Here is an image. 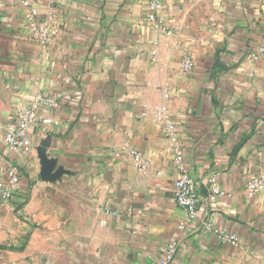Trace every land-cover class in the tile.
Masks as SVG:
<instances>
[{
	"label": "crops",
	"instance_id": "0c3cea01",
	"mask_svg": "<svg viewBox=\"0 0 264 264\" xmlns=\"http://www.w3.org/2000/svg\"><path fill=\"white\" fill-rule=\"evenodd\" d=\"M23 1L0 0V181L10 167L22 179L0 198V264H264V193L245 192L264 172V57L251 58L264 0H162L170 37L148 22L151 0H28L33 20ZM40 93L59 106L39 115L31 153L12 152L4 126ZM157 107L178 145L153 121ZM177 157L200 195L186 230Z\"/></svg>",
	"mask_w": 264,
	"mask_h": 264
},
{
	"label": "built area",
	"instance_id": "2783aa9c",
	"mask_svg": "<svg viewBox=\"0 0 264 264\" xmlns=\"http://www.w3.org/2000/svg\"><path fill=\"white\" fill-rule=\"evenodd\" d=\"M23 6L31 8V20L37 16V10L34 9L30 1H23ZM148 22L153 26L155 31L163 33L166 37L171 36V29L167 24L164 14V5L162 0H151L147 8ZM43 40L47 38V30H40ZM264 57V37L258 48L251 53L253 61H259ZM182 69L189 73L194 69V63L188 59L182 62ZM59 106L54 97L40 93L32 100L31 105L20 110L17 115L4 126L3 141L8 149L15 153L28 154L33 151L31 142V132L35 127L39 115L44 111L57 109ZM153 121L163 126L166 137L175 145L179 142V128L162 107H157ZM132 156L136 163L137 169L143 175H147L149 163L139 152H133ZM176 166L179 177L174 184L173 193L177 205L187 212V221L180 224L181 230L188 229L198 215L200 203L199 187L191 175L187 172L186 167L180 157L176 158ZM21 174L17 167H10L5 173L4 179L0 181V198L3 203L10 202L15 195L16 190L21 185ZM212 200L216 196H221L222 192L218 186L216 178L211 183ZM246 195L249 199H254L259 194L264 193V172L253 176L246 184ZM205 230L208 233H214L220 243L230 247L239 246L237 235L226 230H214L212 224H205ZM178 243L171 242L164 251V259L172 261L178 251Z\"/></svg>",
	"mask_w": 264,
	"mask_h": 264
},
{
	"label": "water",
	"instance_id": "95a60500",
	"mask_svg": "<svg viewBox=\"0 0 264 264\" xmlns=\"http://www.w3.org/2000/svg\"><path fill=\"white\" fill-rule=\"evenodd\" d=\"M54 170V165L53 163H49L46 165V170L44 171L43 177L44 178H50L49 174Z\"/></svg>",
	"mask_w": 264,
	"mask_h": 264
},
{
	"label": "rangeland",
	"instance_id": "374dc122",
	"mask_svg": "<svg viewBox=\"0 0 264 264\" xmlns=\"http://www.w3.org/2000/svg\"><path fill=\"white\" fill-rule=\"evenodd\" d=\"M196 12H197V13H198V12L200 13V12H202V11H196ZM203 12H207V11H203Z\"/></svg>",
	"mask_w": 264,
	"mask_h": 264
}]
</instances>
